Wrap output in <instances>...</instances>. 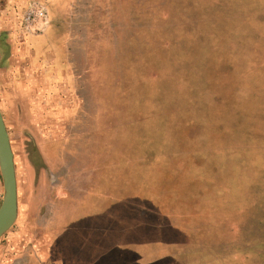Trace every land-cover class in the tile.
I'll list each match as a JSON object with an SVG mask.
<instances>
[{
	"label": "rangeland",
	"instance_id": "obj_1",
	"mask_svg": "<svg viewBox=\"0 0 264 264\" xmlns=\"http://www.w3.org/2000/svg\"><path fill=\"white\" fill-rule=\"evenodd\" d=\"M0 109L21 219L82 171L150 199L161 184L185 205L180 235L224 227L231 264H263L264 0H0ZM98 234L94 249L131 251Z\"/></svg>",
	"mask_w": 264,
	"mask_h": 264
},
{
	"label": "crops",
	"instance_id": "obj_2",
	"mask_svg": "<svg viewBox=\"0 0 264 264\" xmlns=\"http://www.w3.org/2000/svg\"><path fill=\"white\" fill-rule=\"evenodd\" d=\"M99 174L103 176L106 172ZM78 180L80 182L75 184H42L35 192L44 195L36 194L34 200L27 202L24 219L20 217L18 188V219L0 239V264H227L225 241L231 234L225 232L224 227H212L210 223L207 231L203 225L201 230L213 235L199 239L180 235L177 229L179 208L182 210L185 205L173 198L174 191H168L171 198L164 199L161 194L164 188L159 184V195L150 199L130 195L129 184L115 185L108 179L94 182L83 171ZM113 193L120 194L114 196ZM99 208L103 212H99ZM42 209L45 212L41 214ZM181 213L186 218L187 214ZM98 232L106 239H119L129 233L134 241L127 246L131 253H116L112 245L101 251L94 249L99 245L94 243ZM221 233H226V238L223 239ZM144 240L146 254L138 258L133 251ZM203 248L211 253L205 257L198 255V249Z\"/></svg>",
	"mask_w": 264,
	"mask_h": 264
},
{
	"label": "water",
	"instance_id": "obj_3",
	"mask_svg": "<svg viewBox=\"0 0 264 264\" xmlns=\"http://www.w3.org/2000/svg\"><path fill=\"white\" fill-rule=\"evenodd\" d=\"M0 172L4 195L0 206V239L15 225L19 214L18 182L9 132L0 109Z\"/></svg>",
	"mask_w": 264,
	"mask_h": 264
},
{
	"label": "trees",
	"instance_id": "obj_4",
	"mask_svg": "<svg viewBox=\"0 0 264 264\" xmlns=\"http://www.w3.org/2000/svg\"><path fill=\"white\" fill-rule=\"evenodd\" d=\"M262 160H264V157L262 158ZM257 242L256 243H254L253 245H251L249 248L252 250V253L255 251L254 249H258V250H264V237H262V238H260V239H257L256 240ZM250 249H247V248H245L244 250H250ZM234 255H236V257H237V255H238V252H234L233 254H231V257H228V259H227V264H231L230 263V259H232V260H234V259H236V257L234 256ZM240 255V254H239ZM256 255H257V253H256ZM258 256L259 257H262L263 259H264V251L263 252H261V253H258ZM230 258V259H229ZM238 259V258H237ZM263 264H264V262H263Z\"/></svg>",
	"mask_w": 264,
	"mask_h": 264
}]
</instances>
